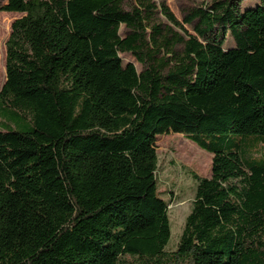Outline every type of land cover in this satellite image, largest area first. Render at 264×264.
<instances>
[{
	"label": "trees",
	"instance_id": "16d2710c",
	"mask_svg": "<svg viewBox=\"0 0 264 264\" xmlns=\"http://www.w3.org/2000/svg\"><path fill=\"white\" fill-rule=\"evenodd\" d=\"M0 8V264H264V0ZM169 132L213 154L171 251Z\"/></svg>",
	"mask_w": 264,
	"mask_h": 264
},
{
	"label": "rangeland",
	"instance_id": "374dc122",
	"mask_svg": "<svg viewBox=\"0 0 264 264\" xmlns=\"http://www.w3.org/2000/svg\"><path fill=\"white\" fill-rule=\"evenodd\" d=\"M8 0H0V7ZM166 2L179 20H183L187 7L201 5L204 0H155ZM23 16L20 12H7L0 8V90L7 80L4 73L6 60V42L11 34L14 20ZM187 28L190 27L187 25ZM126 30L122 28V32ZM192 32V30L190 29ZM229 43H231L229 41ZM125 62H133L141 69V64L134 57L124 55ZM4 129V127H2ZM159 190L169 203L171 221V238L167 250H174L182 235L186 218L191 211L197 181L193 173L210 177L212 173L213 154L201 149L193 140L182 133L169 132L157 137ZM203 156V157H202ZM256 156H259L256 154ZM254 156V157H256Z\"/></svg>",
	"mask_w": 264,
	"mask_h": 264
}]
</instances>
